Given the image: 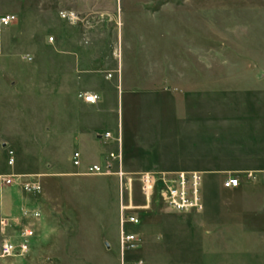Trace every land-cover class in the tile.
<instances>
[{
	"label": "rangeland",
	"instance_id": "374dc122",
	"mask_svg": "<svg viewBox=\"0 0 264 264\" xmlns=\"http://www.w3.org/2000/svg\"><path fill=\"white\" fill-rule=\"evenodd\" d=\"M61 12L71 14L74 21L62 19ZM5 14L16 20L0 30V143L14 153L15 165L5 168L0 157V170L37 177L41 190L26 195L16 187L2 189L0 214H14L20 208L40 212L37 220L24 219L20 224L33 226L30 253L4 261L264 264V178L256 184L251 178L227 190L223 182L236 178L234 174H226L221 187L220 175L201 176L203 206L218 218L237 213L241 205L222 204L218 197L246 193L254 197L245 199L255 212L244 219L255 229V237L249 239L239 224L201 223L195 214L170 211L157 196L147 205L136 180L129 186L115 175L85 173L95 163L116 170L107 158L111 151L120 152L118 167L133 178L143 172L174 173L156 166L158 153L148 151L146 137L155 142L169 128L185 127L174 123L179 115L170 90L188 91V85L177 79L187 77L189 68H196V90L209 91L197 97L214 101L208 112L214 124L220 123L209 128L218 138L210 140L207 156L215 165L233 167L236 160L221 132L227 131L221 125V105L215 103L246 97L242 94L247 83L241 84L249 76L264 80V0H0V16ZM64 55L74 56L80 73L107 79H98L96 86L106 87L107 101L119 103L118 116L108 108L88 112L77 103L75 91L82 79L78 86ZM204 78L209 85L201 83ZM260 92L263 97L264 89ZM197 109L203 114L200 105ZM98 124L94 134L109 131L117 141L99 143L96 152H82L77 141L62 134L63 125L77 130ZM166 146L160 153L163 162H187L183 144ZM74 152L82 156L79 168L71 166ZM126 206H131L130 214L140 224L123 229L136 233L140 245L122 253ZM216 229L223 230L227 242H215L211 233ZM17 234L13 230L0 234V245L5 236Z\"/></svg>",
	"mask_w": 264,
	"mask_h": 264
},
{
	"label": "crops",
	"instance_id": "0c3cea01",
	"mask_svg": "<svg viewBox=\"0 0 264 264\" xmlns=\"http://www.w3.org/2000/svg\"><path fill=\"white\" fill-rule=\"evenodd\" d=\"M61 55V54H59ZM68 56V55H64ZM69 63H70V70L72 75L76 77V82L79 86L78 81H81L79 89L75 91V99L80 106L88 112H99L102 108H108V112L110 114L117 115V110L119 107V103L116 99H113L111 102L110 100L107 101L106 99V87L99 88L96 86V81L98 79H103L107 81L103 76L95 75L90 76L86 72H79L77 70V60L73 58L74 56H68ZM194 69V70H193ZM189 68V75L180 77L177 79L179 84L188 85V91H184L180 93L178 90H170L171 94L176 97L173 100V108L175 114L179 115L178 122L174 121V123L181 122L185 125L182 130H172L169 128L168 131L164 132V135H160L158 140L155 142L150 141V136L146 137L147 143L150 144V148L148 151H154L158 153V157L156 155V166L160 167L162 170L167 172H188V173H197L200 176L203 175H220L219 177V185L221 187V181L226 177V174H234L236 178L239 179L240 185L244 182H248L249 179L252 178V181L256 184L258 182V178H261L260 181H263L264 178V94L263 97L259 95L262 94L260 91L264 89V80H255L254 76L247 77L248 80H245L241 85L247 83V91L246 97H238L236 102L232 100H227L222 98L219 102L215 104L221 105V116H222V124L226 127L221 130L223 132V140L225 146L230 149V152L233 154L231 157L236 160V164L232 165L233 167H223L220 164L215 165L212 161V158L207 156V151L212 148L210 146V140H216L218 138V133L209 130V128L218 127L219 124H214L211 121L213 119L212 112H208L210 110V106L214 104V101L209 99L207 96L204 95V98L197 97L198 95L208 94V90L205 89L204 91H197V83L198 77L196 76V68ZM251 72V71H246ZM87 76L89 79L87 82L82 77ZM207 78V77H205ZM201 81L205 86L209 85L207 80ZM200 81V80H199ZM241 82V81H240ZM200 83V82H199ZM239 84V83H238ZM240 85V84H239ZM87 92L89 94H96L99 99L95 104L85 103L80 97L79 94ZM173 92V93H172ZM245 93V91H244ZM187 94V95H186ZM105 98V99H104ZM198 105L201 106V110L203 114H198L197 108ZM219 105V106H220ZM105 109V110H106ZM227 111V112H225ZM220 116V117H221ZM220 119V118H219ZM176 120V119H175ZM180 124V125H182ZM101 125L90 126L87 128H79V129H69L67 125H63L62 129H65L66 132H63L67 137H70L71 140L77 141L81 145V151L84 153L95 151L97 145L99 143H104L108 145L111 141H104L99 136L100 134H94L95 130ZM60 127V128H61ZM176 127V126H175ZM63 131V130H62ZM225 132V133H224ZM116 139V138H115ZM115 142V141H114ZM215 141H213L214 143ZM169 143L172 145L179 146L183 144L185 146V151L188 152L186 156L187 162L184 163H175L174 165L166 164L161 159V154L163 150H165V146ZM223 143V144H224ZM179 144V145H178ZM162 146V148H161ZM167 147V146H166ZM116 147H114L115 149ZM113 149V150H114ZM166 151V150H165ZM169 155V153H167ZM72 157V156H71ZM82 157V156H81ZM96 164V163H95ZM72 166V164H71ZM73 167V166H72ZM250 174L252 177L247 178V175ZM202 180V179H201ZM202 182V181H201ZM239 185V186H240ZM202 186V185H201ZM201 188V187H200ZM224 188V187H223ZM226 189V188H224ZM233 190V189H227ZM2 190H0V205H3V196L1 195ZM225 194V193H224ZM249 193L240 194L236 198L232 195L225 194L223 197H218L216 201L221 202L222 204H228L229 206L235 203L234 201H239L241 205L237 209V213L230 214L228 213L226 216H222V218H218L215 214H209L205 210L202 201V209L199 212H190L186 213L189 215L195 214L196 217H199L202 222H209L211 224H216L218 222L226 223V224H239L242 233H246L247 238L255 237V229L253 226L247 225L244 223L245 218H252L254 217V210L253 204L247 203L245 199L254 200L253 196H249ZM250 197V198H248ZM244 202V203H243ZM246 202V203H245ZM238 205V204H237ZM26 210L24 208H20L18 212L12 214H5L3 211L0 214L1 216H6L12 218L18 228L24 227L23 225L20 226L21 221L25 218L22 216L23 211ZM29 210V209H28ZM40 213V212H39ZM28 221H35L37 219H27ZM33 232V226L29 223L27 225ZM14 232L18 233V229L15 228ZM223 230H213L212 236L215 242H223V240H228V237L223 238L221 235ZM230 231V229H229ZM227 232V231H226ZM208 235V234H206ZM33 237V235H32ZM31 237V238H32ZM30 238V239H31ZM4 239V238H3ZM11 239L13 241H17V235ZM3 241V240H2ZM2 244V242H1ZM29 252L31 250L32 243L30 241L29 244ZM1 247V245H0ZM27 255V254H26ZM25 255V256H26ZM24 257V256H23ZM5 258H0V264H10L9 261H4Z\"/></svg>",
	"mask_w": 264,
	"mask_h": 264
},
{
	"label": "built area",
	"instance_id": "2783aa9c",
	"mask_svg": "<svg viewBox=\"0 0 264 264\" xmlns=\"http://www.w3.org/2000/svg\"><path fill=\"white\" fill-rule=\"evenodd\" d=\"M60 16L68 22L74 21L73 16L67 12H61ZM15 20L16 17L13 14L1 15L0 30L13 24ZM79 97L89 104H95L99 99L96 94H82ZM99 137L106 142L117 141L109 131L100 134ZM3 153L5 154L3 155ZM0 157L5 168L12 169L14 167V153L3 143H0ZM107 158L117 166L116 170L111 172V165H108L105 169L100 164H90L85 168V173L88 175H115L119 181L129 186L136 180L147 205L151 203L152 198L157 196L170 211L177 214L199 212L202 209L201 179L197 173L143 172L137 178H133L118 167L122 159L119 151L109 152ZM81 159V154L74 152L71 157L72 166L79 168ZM251 177L250 174L247 175V178ZM239 185V179L234 177H229L223 182V187L226 189H236ZM9 187H16L26 195H35L41 190V184L37 177L22 176L12 172L2 173L0 170V190ZM130 211L131 206L123 208V212L126 214L121 220L120 246L122 253L135 251L140 245L136 233L123 229L124 227H136L140 224L139 218L130 214ZM22 216L25 219H38L40 213L38 210H24ZM15 228L18 229L17 241L5 236L0 247V258L23 257L28 254L30 238L33 235L32 230L28 226L18 228V225L10 217H0V234L4 235L8 230H14ZM129 264L144 263L142 261H134Z\"/></svg>",
	"mask_w": 264,
	"mask_h": 264
}]
</instances>
